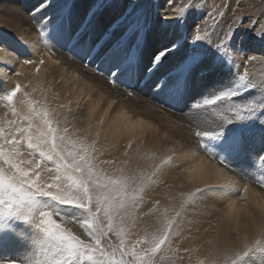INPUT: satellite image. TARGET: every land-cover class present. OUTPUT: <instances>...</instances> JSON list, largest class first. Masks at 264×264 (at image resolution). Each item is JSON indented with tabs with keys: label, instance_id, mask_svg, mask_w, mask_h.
<instances>
[{
	"label": "snow or ice",
	"instance_id": "1",
	"mask_svg": "<svg viewBox=\"0 0 264 264\" xmlns=\"http://www.w3.org/2000/svg\"><path fill=\"white\" fill-rule=\"evenodd\" d=\"M53 4L54 0H41L28 13L36 22L34 47L46 53L50 63L43 55L22 59L15 50L0 44V211L23 214L25 220L58 241L69 257L83 264H253L255 257L264 260V206L254 205L247 195L251 189L264 200V176L251 181L238 179V173L224 159L208 152L201 155V164L203 158L211 160L207 172L214 183L189 188L187 195L174 190L176 185L168 177L174 173L172 179L179 180L190 172L184 163L194 159L197 150H191V142L179 148L172 143L169 148L167 131L159 148L148 147L137 122L118 128L117 135L111 128L102 127L107 110L94 122L99 105L93 102L91 92L97 88L88 84L91 92H86L77 81L87 84L91 78L107 85L122 100L142 101L143 97L119 86L116 74L120 67L109 74L99 67L111 32L94 39L88 25L62 27L48 14L39 22L35 20L37 13H46ZM191 8L207 9L205 19L193 30V42L203 40L230 53L228 44L245 16L249 19L243 27L264 38V0L259 4L252 0L219 4L216 0H168L161 15L165 20L178 19ZM49 24L54 25V38L67 44L65 55L70 54L74 62L79 60L87 72H80L73 64L72 79L58 73L62 67L64 72L69 69L45 38ZM122 43L123 37L112 46ZM176 48L172 44L154 56L149 72ZM235 54L230 53L240 84L196 101L193 112L183 114L188 121L185 127L191 130L195 126V145L202 147L205 139L220 138L223 129L234 121L255 118L264 129V116L258 115L264 103L234 102L252 88L264 96V56L252 54L236 60ZM257 64L261 66L259 72L253 71ZM25 65L34 68L27 84L19 79L24 74L17 68ZM160 88L157 83L153 90ZM149 100L165 109L163 104ZM114 104L116 99L107 108ZM66 108L71 120L65 116ZM199 112L216 116L215 126L205 128L195 123L194 115ZM138 123L144 125L145 121ZM245 142L244 134H237L226 147L239 150ZM255 160L264 164V152ZM210 187H233L239 194L225 208L210 210L200 195ZM238 201L242 202L239 206ZM75 209L82 210L79 216L72 214ZM190 209L199 210L192 221L187 219ZM209 228L217 233L214 242L208 240L206 246L198 242L195 247L185 243L200 241ZM0 264L18 262L3 260Z\"/></svg>",
	"mask_w": 264,
	"mask_h": 264
},
{
	"label": "bare ground",
	"instance_id": "2",
	"mask_svg": "<svg viewBox=\"0 0 264 264\" xmlns=\"http://www.w3.org/2000/svg\"><path fill=\"white\" fill-rule=\"evenodd\" d=\"M105 1L106 0H54L52 8L47 9L46 13H37L35 20L39 22L42 15L48 14L54 17L55 25L66 27L64 22L69 20L70 24L67 26L69 28H77L87 19L85 25H88L89 29L92 31L94 39H98L105 32H111V39L106 44V55L108 57L106 60L102 59L99 64L100 69L105 74H109L111 69L129 61L127 59L128 52H124V50H131L134 47L135 38L142 37L140 32L135 31L141 28V26H139L140 23L143 25L146 24V21H149V16L145 12L147 0H111L106 4L104 3ZM157 1V5L160 6L162 11H157L155 16L150 19L151 24L149 31H147V37H145L139 47L141 52L139 68L141 70L138 72L129 71L130 77L142 78L149 69V61L151 58L161 53L164 48H170L172 44H175L177 45L176 50L170 51L166 58L162 60L158 73L155 74L154 77L147 79L149 83L157 84L173 72L179 73L180 77H182V73L184 72L182 78V94L184 99L186 98L191 102H196L206 96L237 87L239 85L237 84L239 79L238 76H236V72H233L231 66L229 67L226 64L222 65L218 62L217 55L219 50L211 44L207 48V42L205 43L207 49L202 53L204 57H200L197 53L196 57H199L198 64L192 69L187 68L188 62L195 61L190 41L180 43L181 41L178 42L175 40L174 33L176 31L172 29V26L177 23L176 20H165L161 15L168 0ZM209 2H211V0H209ZM222 2H225V0H216L217 4ZM39 3H41V0H0V41L2 42L4 39H10L13 46L16 47L17 54L20 55L22 59H38L43 55L46 63H50L48 61V55L37 51L36 47H34L38 38L35 29L36 22L32 20L28 13ZM206 15L207 9H202V19H205ZM225 19H227V17H225ZM183 22L182 24L185 23ZM162 24L163 26L157 29V27ZM175 26L177 25H174V27ZM179 26L180 25L177 26L178 32H180L181 28H179ZM129 27L130 29L126 30ZM193 29H190L191 36ZM53 32L54 25L49 24L47 26L45 38L48 39L49 43L54 45V50L57 51L56 55L65 62V67L69 69L67 72H64V68L62 67L57 70L58 73L65 75L66 79H72L73 64L80 72H87L88 69L82 68L79 60H75L74 62L70 54L65 55V46L67 44L58 42L54 38ZM121 37H123V43L119 47L114 48L112 45L120 40ZM211 47H213V49ZM245 51L248 56L253 54L250 49ZM243 52L244 51H237L238 55H236V60H240V54ZM206 60L210 64L205 65ZM215 61L217 63H215ZM233 65L234 62L232 63V66ZM17 68L24 74L19 79L22 83L27 84L28 80L31 79L34 74L33 66L25 65L23 68L19 66H17ZM116 76L118 77L117 82L121 84V86L126 87V89L130 88L132 82L130 79H127L123 74L117 73ZM48 83L51 84V80H49ZM76 83L78 87H83L86 92H91L88 84H94L97 88V91L91 92L93 102L99 105L96 108L93 119L95 122L98 120L99 116L104 115L105 110H107L108 115L105 116L106 123L102 126L104 129L111 128L113 132L116 133V130L123 127L125 124L130 127L133 122H137V130L140 132L142 129L141 139H146L148 141V147L157 148L158 145H161V142L163 143L162 140L165 139L163 137L166 131L170 133L171 142L175 143L177 148H179L181 144L191 142V146L193 147L191 150H197L198 152L194 159H189L184 163V166L190 168L191 171L185 173V176L179 180L172 179L175 175L174 173L168 177L169 182L176 185L174 189L176 191L183 190L187 195V190L189 188L194 190L197 187H203L205 183H214V179L209 176L207 172V166L211 164V160L203 158V164H201V155H205V153L208 152H211L218 158L224 159L226 163L238 173V179L251 181L255 177L259 178L263 176L252 168L256 155L260 152H264V129H261L255 118L243 123L242 126L244 129L239 130L240 132L238 133L244 134L246 138L243 147L248 149L245 153L252 156L251 159H248L239 155L238 151L226 147V144L235 139V135L232 133L228 134V138H226L227 141L221 139V137H223V132L218 139H205L201 147L195 145V137L193 134L196 130L195 126H193L191 130L185 127L188 123L186 119L182 118V116L185 117V115H181L179 112L176 114L167 113L165 110H161L158 105H154L144 98H142V101H138L134 98L122 100L117 97L114 92H111L107 85L94 82L91 78L88 79L87 84L83 80L77 81ZM168 86L169 83L161 84L159 91H156L158 94L155 95L156 102L161 103L165 100L163 96L167 95ZM143 89H146V86H144ZM140 94L143 95V93ZM113 99L117 100V104H114L112 109H108L107 105ZM252 99H258L259 102L264 103V96H261L256 88H252L242 96L236 97L234 102L246 104L252 101ZM177 100L175 104L181 102L180 98ZM185 103H187V101L184 100L183 104ZM184 108L186 107L181 106V110ZM63 111L66 118L71 120V116H67V108ZM191 112H193V110L188 113ZM258 115L264 116V110ZM176 116L181 117H177L176 119ZM63 118L64 117H62V119ZM140 120L145 121V124L140 125L138 123ZM217 120L218 118L211 112L209 114L200 112L194 122L201 127L211 128L215 126ZM183 133L185 134L183 135ZM116 134L118 135V133ZM158 136L163 139L161 140L160 138V141L157 140ZM156 142L160 143L157 147ZM172 143L168 144L169 148L172 146ZM123 158V156L120 157V159ZM181 160H183V157H181ZM189 181H191V183ZM180 184L184 185L183 189L179 188ZM238 194V190L233 187H210L200 195L205 205L210 210H220L226 207L229 200L237 199L236 196ZM247 195L254 205L258 204L264 206V200H260L251 189ZM240 203L242 202L238 201V206ZM77 211L78 209H75L72 214ZM198 211V209H190L187 219L189 221L195 219L196 212ZM6 214L7 213L0 211V217L5 215L3 218H0V261L15 260L18 264H83L82 261L69 257L58 241L49 237L30 220H25L23 214H14L13 216L16 217L12 215L6 216ZM207 214L208 213H204L205 216H207ZM204 226L207 227L206 224ZM216 238L217 233L212 228H209L208 232L202 235L200 241H195L193 239L191 241H185V243L195 247V244L199 242L204 243L206 246L208 240L214 242ZM253 264H264V260L260 257H255L253 258Z\"/></svg>",
	"mask_w": 264,
	"mask_h": 264
},
{
	"label": "rangeland",
	"instance_id": "3",
	"mask_svg": "<svg viewBox=\"0 0 264 264\" xmlns=\"http://www.w3.org/2000/svg\"><path fill=\"white\" fill-rule=\"evenodd\" d=\"M109 2V0H106L104 3L106 4V3H108ZM157 0H147V12H148V14L150 15V14H153V16H155V14H156V12L157 11H159V10H161L160 9V6H158L157 5ZM199 2L200 3H203L204 2V0H199ZM227 2V0H225V3ZM252 2H254V3H256V4H259V0H252ZM167 6V3L165 4V7ZM154 10H155V14H154ZM229 15L231 14V13H228ZM152 16V17H153ZM248 19H249V17H247V16H245L244 18H243V24H247V22H248ZM149 20H150V18H149ZM173 20H176V22L177 23H181V24H177V23H175V24H173V25H180L179 26V28L180 27H182L184 24L186 25V27L188 28V30L192 27V29L193 28H196V26L197 25H199L200 23H201V21H203L204 19H202V9H196V8H191V9H189L188 10V12L182 17V18H180V19H173ZM185 22H183V21ZM179 21H181V22H179ZM175 22V21H174ZM182 22L184 23V24H182ZM171 23V22H170ZM243 24L240 26V27H238L236 30H235V33H234V35H233V38H232V40L229 42V44H228V48H229V50H230V53H237V51L239 52V51H244L243 53H241L240 55L242 56V57H244V58H247L248 57V55H247V52L245 51V50H247V49H250L251 51H252V53L253 54H257V55H261V56H264V38H258L257 36H255V35H253V32H252V30L250 29V28H245L244 27V29H243ZM163 26V24L162 25H160V26H158L157 27V29H159L160 27H162ZM177 26H175V28L178 30V27ZM180 30H181V28H180ZM194 30V29H193ZM242 32V33H241ZM193 43H195V45H196V48H194V47H192V48H194V49H199V50H202L203 52L202 53H204L205 51H206V49L208 48V46L210 45L209 43H208V45H207V48L205 47V41H203V40H199L198 42H193ZM212 49H213V47H211ZM158 50V49H157ZM230 53L229 52H221L220 50H219V52H218V55H217V60H218V62H221V60L227 65V66H231L232 67V70H233V72H236V74H237V69H236V67H235V62H234V57L232 56V55H230ZM236 55H238V54H235V59H237V56ZM241 56H240V58H241ZM250 56V55H249ZM234 62V65L232 66V63ZM215 63H217L216 61H215ZM208 64H210L209 62H207V60L205 61V65H208ZM258 66V67H257ZM261 68V66L260 65H256V67L253 69V71H259L260 70V68ZM257 68H258V70H257ZM3 89V86L2 85H0V90H2ZM141 97H143L145 100H148L149 102H151L149 99H151V100H153V101H155V98H153V97H149L148 96V94L145 92V93H143V95L142 94H140V93H138ZM177 99V98H176ZM176 101H178V100H176ZM175 101V102H176ZM252 102H256V103H261V102H259L258 101V99H252ZM151 103H153V102H151ZM154 104V103H153ZM155 105V104H154ZM0 111H2V106H0ZM168 113V112H167ZM192 113V112H191ZM200 113V112H199ZM199 113H196L195 115H194V117L196 118L198 115H199ZM210 112H203V114H209ZM183 115V114H182ZM177 117H181V116H176V119H177ZM182 118H184V119H186L187 120V117L185 116H182ZM195 118H194V120H195ZM175 119V120H176ZM250 119H248V120H239V121H234L233 123H231V124H228L224 129H223V137H225V138H228V134H230V133H232V134H234V132H232V131H237L238 129L239 130H243L244 128H243V123H245L246 121H249ZM200 123V122H199ZM238 130V131H239ZM185 133H183V135H184ZM188 134H190V133H188ZM194 134V133H193ZM232 137H234V136H232ZM161 138V140L164 138H162V137H160ZM160 138H159V136L157 137V140H159L160 141ZM171 139V138H170ZM164 140L165 139H163L162 141H163V143H164ZM171 141H172V139H171ZM157 144H156V147H157V145L158 144H160L159 142H156ZM162 143V142H161ZM172 143V142H171ZM160 147V145H158V147L157 148H159ZM237 151V150H236ZM81 212H82V210H80V209H78V211L76 212V213H74L75 215H80L81 214ZM66 214V213H65Z\"/></svg>",
	"mask_w": 264,
	"mask_h": 264
}]
</instances>
